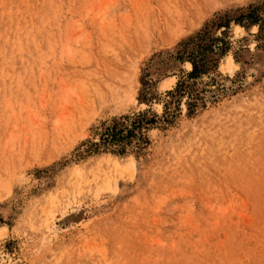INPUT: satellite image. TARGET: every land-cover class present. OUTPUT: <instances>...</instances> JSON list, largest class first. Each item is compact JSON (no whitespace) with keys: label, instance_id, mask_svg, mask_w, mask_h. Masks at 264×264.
Listing matches in <instances>:
<instances>
[{"label":"rangeland","instance_id":"374dc122","mask_svg":"<svg viewBox=\"0 0 264 264\" xmlns=\"http://www.w3.org/2000/svg\"><path fill=\"white\" fill-rule=\"evenodd\" d=\"M0 264H264V0H0Z\"/></svg>","mask_w":264,"mask_h":264},{"label":"trees","instance_id":"16d2710c","mask_svg":"<svg viewBox=\"0 0 264 264\" xmlns=\"http://www.w3.org/2000/svg\"><path fill=\"white\" fill-rule=\"evenodd\" d=\"M199 47H201V45L199 46ZM197 67H196V65H195V69H196Z\"/></svg>","mask_w":264,"mask_h":264},{"label":"bare ground","instance_id":"6f19581e","mask_svg":"<svg viewBox=\"0 0 264 264\" xmlns=\"http://www.w3.org/2000/svg\"><path fill=\"white\" fill-rule=\"evenodd\" d=\"M168 87V86H167Z\"/></svg>","mask_w":264,"mask_h":264}]
</instances>
